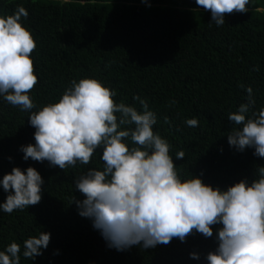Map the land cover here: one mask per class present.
Instances as JSON below:
<instances>
[{
    "label": "trees",
    "instance_id": "1",
    "mask_svg": "<svg viewBox=\"0 0 264 264\" xmlns=\"http://www.w3.org/2000/svg\"><path fill=\"white\" fill-rule=\"evenodd\" d=\"M17 6L27 10L21 24L37 45L30 54L38 78L29 93L37 105L32 111L57 102L72 80L95 78L116 90V103L142 111L133 96L147 100L157 117L153 131L169 143L182 182L198 176L226 190L258 178L264 158L254 156V149L238 152L228 145L236 126L227 117L246 103L240 85L253 89L249 116L264 107V0H250L247 13L226 15L222 26L210 23V12L195 0H0V16L12 15ZM28 116L0 99V178L13 167H33L44 180L40 203L0 212V250L20 244V264H206L219 226L209 238L194 233L184 242L173 238L146 250L108 248L71 203L73 197L84 199L74 179L89 168L101 170L102 153L64 171L47 161H24L18 149L35 143ZM190 118L198 120L197 127L185 125ZM181 150L184 159L176 160ZM5 196L0 188V203ZM41 231L51 233L47 249L35 260L24 258L23 241ZM193 252L199 260L190 258Z\"/></svg>",
    "mask_w": 264,
    "mask_h": 264
},
{
    "label": "clouds",
    "instance_id": "2",
    "mask_svg": "<svg viewBox=\"0 0 264 264\" xmlns=\"http://www.w3.org/2000/svg\"><path fill=\"white\" fill-rule=\"evenodd\" d=\"M249 3L195 0L210 12V23L216 26L224 25L228 14L247 13ZM27 17L23 6H17L12 15L0 16V99L28 112V124L35 129V143L18 149L22 159L47 161L49 167L64 171L88 165L100 150L102 169L89 168L74 179V189L84 199L73 197L71 203L110 249L139 246L146 250L167 245L173 238L184 242L194 233L209 238L213 226H219L217 247L207 253L206 264H264V167L258 168L257 179H242L226 190L205 184L198 176L182 182L169 155V143L153 131L157 117L147 100L133 96L142 111L116 103V90L95 78L72 80L57 102L32 111L37 105L29 93L38 78L30 54L37 45L21 24ZM240 87L247 93L246 103L228 114L227 120L236 127L227 135V143L238 152L254 149V156L264 158V107L249 116L256 103L253 89ZM185 125L197 127L198 120L186 119ZM184 155L178 151L175 159L182 160ZM43 184L35 168L13 167L0 178V188L6 193L0 212L11 214L37 205ZM50 238L51 233L41 231L25 239L23 257L41 256ZM189 256L200 259L195 252ZM20 257L21 245L15 241L0 250V264H20Z\"/></svg>",
    "mask_w": 264,
    "mask_h": 264
}]
</instances>
